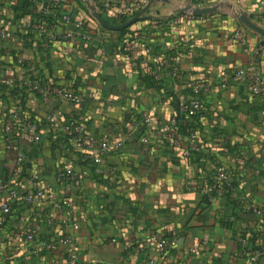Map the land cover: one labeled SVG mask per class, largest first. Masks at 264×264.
<instances>
[{
  "label": "crops",
  "instance_id": "0c3cea01",
  "mask_svg": "<svg viewBox=\"0 0 264 264\" xmlns=\"http://www.w3.org/2000/svg\"><path fill=\"white\" fill-rule=\"evenodd\" d=\"M91 1L97 7L102 4ZM202 1L218 7L174 24L173 10L183 1L156 0L143 14L147 18L127 26L126 35L139 38L154 54L171 64L174 57L180 58L177 77L165 75L163 86L156 89L146 78L154 66L150 55L132 64L114 53L118 31L104 28L101 43L109 55L101 56L79 39L48 41L29 31L28 24L45 4L42 0H0V30L5 32L0 37V74L15 82L28 74L85 93L79 103H71L57 97L43 101L26 92L19 113L39 123L40 140L31 143L10 117L15 108L11 94L0 89V179L21 189L40 187L70 196L78 224L77 229L69 226L75 237V264H147L149 259L155 264H254L252 257L264 264V256L258 255L264 221L249 208L250 203L264 207V99L234 77L235 68L248 62L249 54L236 35L243 32L250 51L259 54L264 85V37L237 19L245 11L264 27V0ZM65 2L64 11L72 17L94 22L87 3ZM116 20L113 24L121 23ZM18 57L23 65L16 63ZM199 79L206 80L210 90L202 97L196 124L198 149L182 157L179 147L161 138L159 131L176 110L174 95L186 101V85ZM144 113L152 120L147 143L129 133ZM67 118L84 123L92 137L122 139L123 145L99 162L79 161L61 128ZM18 152L24 156L21 164H16ZM67 162L74 165V180L57 183L55 175ZM216 168L227 172V190L209 201L199 189L211 181ZM35 173L38 182L32 179ZM4 197L0 194V200ZM42 215L54 221L42 235L59 232L65 212L53 209L50 202L12 203L0 227V264H70L62 247L45 252L13 228V223H31ZM153 231L175 237V247L159 256L148 240Z\"/></svg>",
  "mask_w": 264,
  "mask_h": 264
},
{
  "label": "built area",
  "instance_id": "2783aa9c",
  "mask_svg": "<svg viewBox=\"0 0 264 264\" xmlns=\"http://www.w3.org/2000/svg\"><path fill=\"white\" fill-rule=\"evenodd\" d=\"M87 3L89 14L91 15L92 8L98 13L105 12L120 20V16L126 17L132 16L134 10H140L150 0H137L128 4L125 0H101L102 4L97 7L94 1L81 0ZM183 5L177 6L173 10L172 23L179 24L183 19L192 18L194 14L191 9L182 11L184 7H206L207 5L201 0L193 2L192 0H182ZM41 11L34 15L31 23H29V31L35 32L39 37L45 38L48 41H62L69 39H79L84 45L97 49L101 56L109 55L108 51L102 46V40L104 28L95 19L94 22H88L85 17H72L69 13L65 12L66 7L65 0H42ZM239 43L242 46L243 51L249 54L248 62L244 66L236 67L234 71V77L237 80L243 82L248 90L255 96L264 99V85L263 77L260 69L259 54L256 51H250L248 42L243 32L236 34ZM0 37H5V32L0 30ZM115 54L125 57L129 62L134 64L142 55H150L151 61L154 62V66L149 69V75L155 81L162 82L165 75H169L172 78L177 77V69L175 66L179 65L180 58L174 57L172 64L167 57L154 54L152 48L145 45L139 38L131 37L124 38L122 44L115 49ZM16 63L23 65L25 63L22 57L16 59ZM20 88L21 91L16 92L12 97L15 108L13 109L10 117L16 122L20 128L24 131L25 139L31 143H37L40 140L38 132L39 123L35 120L27 119L19 113L18 108L23 102L26 92H30L38 96L43 101L50 99L51 97H57L61 102L79 103L84 97L83 91L70 90L66 85H56L44 83L37 80L31 75H24L17 82L12 77H7L0 74V86L10 89L15 86ZM189 90L188 99L180 101L177 95H174L176 110L170 115L159 135L164 140L172 142L173 145L179 147L180 155L182 157H188L191 151L198 149V138L194 131H191L188 135L182 137L178 133L179 123L185 124V121H179V117L182 115L185 118L199 117L202 109V97L206 95L210 90V84L206 80H194L186 85ZM174 94V93H173ZM50 121H55L54 117L49 118ZM151 117L148 113H144L138 121L132 123L129 133H138L140 130L139 139L142 142L147 143L148 139L145 133L151 130ZM61 128L65 141L70 146V152L77 160L82 162H99L101 157L109 150L117 149L123 145V140L109 141L106 139H99L90 136L87 133V129L84 123L74 118H67L61 121ZM7 131L11 130L10 123L5 125ZM23 153L18 152L16 155V164L23 162ZM190 167V166H188ZM75 172L74 165L71 162L63 164L55 175V181L57 183L66 182L71 183L74 180ZM32 179L36 182L40 180L37 173L33 174ZM228 174L222 168H216L210 182L203 184L199 191L202 195L207 197L210 201L213 198L220 196L227 190ZM0 194H4L5 197L0 200V227L6 222L7 218L12 212V203L20 201L25 204H32L35 202L48 201L51 203L53 209L57 211L65 212V216L60 219L59 232H55L51 237L42 235L43 230L50 229L54 224L53 218L50 216L42 215L40 220L36 219L34 222L27 223L21 221L19 223H13L15 230H21L24 233V240L27 243L37 242V245L41 250L50 252L55 246L62 247L67 255L70 264L77 263V253L75 245V237L70 231L69 226L72 229H77L78 224L75 222L72 214V199L69 195H59L55 190H47L40 187H23L15 186L7 180L0 179ZM250 210L257 216H260L264 221V207L257 204L250 203ZM50 231V230H48ZM41 233V236H38ZM149 242L154 246L159 256L167 254L172 248L175 247L177 241L175 237L165 236L157 231H153L148 236ZM2 239L0 237V246ZM258 255L264 256V241L261 244ZM255 262V257L251 258ZM8 264H14L13 262ZM147 264H155L154 259H149Z\"/></svg>",
  "mask_w": 264,
  "mask_h": 264
},
{
  "label": "water",
  "instance_id": "95a60500",
  "mask_svg": "<svg viewBox=\"0 0 264 264\" xmlns=\"http://www.w3.org/2000/svg\"><path fill=\"white\" fill-rule=\"evenodd\" d=\"M155 1L156 0H150L149 3L146 4L144 7H142L136 14H134L132 17H130L126 21L118 23V24L109 23L108 21L103 19L101 17V15L93 8H92V11H91V15L97 21V23H99L101 26H103V27H105L107 29H110V30L119 31V30H122V29L126 28L127 26L133 24L137 19L142 17L143 14L146 11H148L149 7ZM161 1H163V0H161ZM217 7H218V5L206 6V7H193V8H190V7L186 6L183 9H180V10L186 11L188 9H191V12L194 15H201V14H206V13H210L212 11H215L217 9ZM237 19H238V21L240 23H242L248 29H250V30H252V31H254V32H256L259 35L264 37V27H261L258 23L253 22L251 20L250 15L247 14L245 11L239 12V14L237 15Z\"/></svg>",
  "mask_w": 264,
  "mask_h": 264
},
{
  "label": "trees",
  "instance_id": "16d2710c",
  "mask_svg": "<svg viewBox=\"0 0 264 264\" xmlns=\"http://www.w3.org/2000/svg\"><path fill=\"white\" fill-rule=\"evenodd\" d=\"M23 1V0H22ZM128 4H131L132 2H134V1H137V0H125ZM193 2H197V1H201V0H192ZM139 11V9L138 10H135V11H133L132 12V15H134L135 13H137ZM36 16H39L38 14L36 15ZM103 18L106 20V21H108L109 23H117V20L116 19H110V18H107V17H105V16H103ZM120 21L122 22V21H125L126 20V16H124V15H121L120 16ZM142 18H147L145 15L142 17ZM148 19H150V20H154V21H157V23H164V22H166V21H168V19H166V21L164 20V19H162V18H150V17H148ZM129 28L130 27H127V28H124V29H122V30H120V31H118V33H119V39H118V41L116 42L117 44V47L120 45V44H122V40L124 39V38H131V37H134L133 35H126V32H128L129 31ZM141 57H145V55H142ZM147 74V76H146V78L153 84V87H155L156 89H159V88H161L163 85H162V83H160V82H158V81H155L154 79H152V77L149 75V71L146 73ZM0 89L1 90H3V91H6V92H8V93H10L11 94V96L13 97L15 94H16V92H18V91H21L22 93H23V91L22 90H20V88L15 84V86L14 87H12V88H10V89H7V87H2V86H0ZM185 121V124H182V123H179V126H178V133L182 136V137H184V136H186V135H188L191 131H194V132H196V134H197V121H198V117H194L193 119L192 118H185V116L184 115H182L181 114V116L179 117V121L180 122H182V121ZM142 130H140V132H141ZM140 132H138L137 134H140ZM142 133V132H141ZM197 138H198V135H197ZM195 151H191V154L192 153H194ZM190 154V155H191ZM4 180V179H3ZM205 199L206 200H208L207 199V197H205Z\"/></svg>",
  "mask_w": 264,
  "mask_h": 264
}]
</instances>
